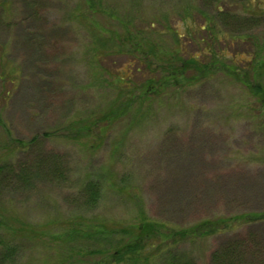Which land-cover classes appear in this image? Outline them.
Returning <instances> with one entry per match:
<instances>
[{
	"label": "rangeland",
	"instance_id": "rangeland-1",
	"mask_svg": "<svg viewBox=\"0 0 264 264\" xmlns=\"http://www.w3.org/2000/svg\"><path fill=\"white\" fill-rule=\"evenodd\" d=\"M108 1L120 10L129 2ZM178 1L143 5L177 14ZM84 6L0 0V72L11 79H0V237L21 247L9 264H88L143 216L179 228L235 217L231 230L178 250L195 264H218L214 251L230 243L241 252L234 264H264V219L244 218L264 212V117L249 109L256 102L217 76L180 91L169 109L87 130L117 95L102 82L104 70L116 73L128 56L91 63L92 40L101 47L94 31L108 20L76 17ZM247 25L239 32H264V21ZM14 139L32 142L21 150ZM91 183L99 184L94 200ZM102 226L112 232L97 234ZM156 260L150 264H163Z\"/></svg>",
	"mask_w": 264,
	"mask_h": 264
},
{
	"label": "trees",
	"instance_id": "trees-1",
	"mask_svg": "<svg viewBox=\"0 0 264 264\" xmlns=\"http://www.w3.org/2000/svg\"><path fill=\"white\" fill-rule=\"evenodd\" d=\"M143 1L129 0L120 10L108 0H84V8L75 14L95 21L92 24L98 15L108 20V26L97 25L93 34L101 47L92 40V47L88 48L93 65L103 55L128 56L116 73L104 70L108 77L101 78L102 82L112 88L116 85L117 95L101 116L87 125V130L97 123L105 122L108 126L128 116L135 119L151 115L154 110L169 109L175 105L180 91L217 76H224L233 87L256 102L249 108L254 119L259 121L264 117V32L249 29L239 32L246 24L252 29L264 21V0H209L214 4L211 10L199 7L196 1L180 0L181 5L178 1L172 6L180 9L176 10L177 14L168 10L152 12L144 7ZM164 4L167 3L160 5ZM237 4L242 10L234 8ZM243 42L244 48L233 51V46ZM135 61L137 64L133 66ZM137 73L139 76L135 78ZM0 79L11 80L4 72H0ZM31 142L14 139L12 143L16 149L24 150ZM0 166L3 171L4 167ZM20 177L26 180L28 173L23 171ZM88 188L94 200L99 184H88ZM244 218L264 219V212L246 214ZM234 219L218 216L179 228L143 216L136 227L120 229L122 236L115 244L104 248L102 257L88 264H150L156 259L163 264H195L178 246L186 240L231 230ZM110 232V228L102 226L96 233ZM20 253V246L0 237V264L14 262ZM240 256L238 246L228 243L221 250H215L212 259L218 264H234Z\"/></svg>",
	"mask_w": 264,
	"mask_h": 264
}]
</instances>
